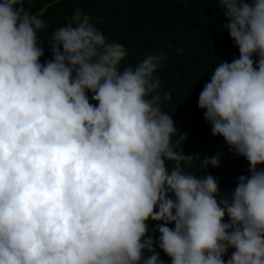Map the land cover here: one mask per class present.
<instances>
[{
    "label": "clouds",
    "instance_id": "obj_1",
    "mask_svg": "<svg viewBox=\"0 0 264 264\" xmlns=\"http://www.w3.org/2000/svg\"><path fill=\"white\" fill-rule=\"evenodd\" d=\"M218 4L240 55L198 106L249 162L224 192L207 171L219 155L185 171L163 52L122 67L127 49L79 7L45 45L42 13L0 0V264H164L154 244L171 264H264V0Z\"/></svg>",
    "mask_w": 264,
    "mask_h": 264
},
{
    "label": "trees",
    "instance_id": "obj_2",
    "mask_svg": "<svg viewBox=\"0 0 264 264\" xmlns=\"http://www.w3.org/2000/svg\"><path fill=\"white\" fill-rule=\"evenodd\" d=\"M24 6L32 14L42 13L45 27L38 39L44 40L45 45L47 38L65 26L79 7L110 42L127 49L122 67L135 66L148 55L163 52L167 61L156 75L161 80V93L171 95L164 101L163 109L172 114L179 134L187 133L184 146L181 143L176 147L192 156L182 162L185 171L204 175L206 169L201 163L219 155V167L209 165L207 171L218 180L221 192L234 190L237 178L249 175V162L230 152L222 136L212 135L205 110L198 106L199 95L210 82L215 66L220 61L231 63L240 55L229 30L223 32L222 25L229 20L218 0H24ZM51 58L52 53L46 50L40 62ZM157 223L162 222L149 221L151 234L156 238L160 235L155 230ZM169 226L174 227V223ZM154 247L164 264H171V258L156 244ZM233 251L229 249L224 259Z\"/></svg>",
    "mask_w": 264,
    "mask_h": 264
}]
</instances>
